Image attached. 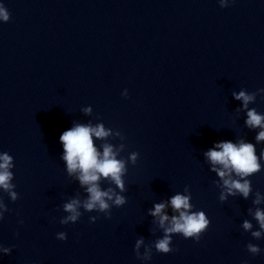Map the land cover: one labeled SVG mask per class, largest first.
<instances>
[{
	"label": "clouds",
	"instance_id": "1",
	"mask_svg": "<svg viewBox=\"0 0 264 264\" xmlns=\"http://www.w3.org/2000/svg\"><path fill=\"white\" fill-rule=\"evenodd\" d=\"M220 7L225 8L228 5L224 0H220ZM10 20V13L3 4H0V21L8 22ZM258 91L264 92V88ZM123 96H128L127 89L122 93ZM235 99L242 100L243 105L247 108L249 101L255 99V94L249 95L245 91H240L238 94L233 93ZM86 112H90L91 109H85ZM246 126L249 128H261L264 129V116L257 113L255 109H251L247 112ZM110 135V131L106 130L104 126L97 125L92 127L91 125L77 124L69 130L64 131L59 139L63 145L64 154L62 159L66 162L67 172L69 175L74 173L78 174L77 179L81 186H86L87 199L82 203V207L86 211L96 210L98 212H105L106 218H110L109 212L110 205L108 201H113L116 206L125 204V197L117 194L114 189L108 188L103 190L100 186L101 178L114 183L116 188L121 192L125 191V183L122 177L127 172L125 161L117 159V153L114 152L113 147L109 144L103 145V152L101 153L94 146L93 137L98 139L106 138ZM256 141H264V130H261L255 137ZM124 146L121 145V148ZM219 149V150H217ZM206 158L213 165L212 171L223 181V187L226 189L220 195V200L224 201L228 195L241 194L247 199L252 192L251 181L244 179L250 177L261 171L260 159H264V150L261 151L259 157L256 154L255 146L252 143L244 142L240 140L238 143L231 141H222L210 148L205 153ZM139 157L138 152H132L129 156V160L133 165L136 164ZM216 165L221 167L217 168ZM13 167V157L7 152L0 154V188L9 192L13 201L17 197V193L12 191L15 187L11 183L13 179V173L9 169ZM241 177L240 179H233L232 174ZM187 190V189H186ZM114 197V199H113ZM190 195L176 194L170 199V204L174 212L178 215H173L169 220V216L164 213L166 205L164 203H158L154 205V209L151 211V215L159 217V224L164 228L163 238L155 242V250L159 253L168 254L174 249L170 246L171 234H181L185 239L191 238L195 241H199L201 236L207 231L210 221L204 211H190L192 205L190 204ZM264 201V197L257 191L253 203L259 205ZM81 206L79 199H72L63 205L65 212L70 215L64 217L60 223L68 224L69 222L75 223L82 215L78 211ZM0 208L3 211L9 209L3 205L0 201ZM251 211V210H250ZM254 219L257 221L260 231H252L251 235L260 239L262 231H264V210L256 208ZM3 218V213L0 212V219ZM99 217H90V222L94 223ZM165 222H169L168 227L165 226ZM22 223V221H21ZM252 224L249 221H244L243 228L245 230H251ZM57 239L66 240L67 234L60 232L57 234ZM143 243V240H138L135 246V253L138 259L150 260L152 258L151 249H146L143 257L139 255L138 249ZM247 251L252 255H257L261 252V249L256 244H248ZM3 252L10 253V248H3Z\"/></svg>",
	"mask_w": 264,
	"mask_h": 264
}]
</instances>
